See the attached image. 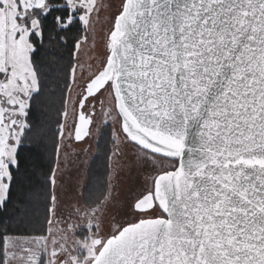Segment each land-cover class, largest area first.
Segmentation results:
<instances>
[{
    "label": "snow or ice",
    "instance_id": "snow-or-ice-1",
    "mask_svg": "<svg viewBox=\"0 0 264 264\" xmlns=\"http://www.w3.org/2000/svg\"><path fill=\"white\" fill-rule=\"evenodd\" d=\"M94 9L95 0H0V211L11 199L32 110L57 72L45 67V37L87 26ZM106 49L83 84L76 65L59 70L62 92L81 89L72 105L75 140L93 124L89 101L107 93L125 138L146 159L174 163L157 170L131 205L133 218L109 233L94 223L112 199L109 185L89 191V178L75 209L89 223L75 227L92 234L75 249L53 238L49 250L46 234L25 237L21 247L6 235L11 223L0 221V264H264V0H122Z\"/></svg>",
    "mask_w": 264,
    "mask_h": 264
},
{
    "label": "rangeland",
    "instance_id": "rangeland-1",
    "mask_svg": "<svg viewBox=\"0 0 264 264\" xmlns=\"http://www.w3.org/2000/svg\"><path fill=\"white\" fill-rule=\"evenodd\" d=\"M122 0H95V9L90 16V22L85 27V36L80 39V47L75 50V62L77 66L76 76L78 83L84 80L96 70L101 59L106 55L107 36L112 29L115 15L118 13ZM81 73L83 74L81 76ZM81 91L75 85L69 96L67 110V125L64 134L60 135L59 149L54 169H56V183L52 184L53 194L56 202L52 204L51 217L48 224L47 235L50 238L49 250L52 248L51 239L58 242L66 239L69 246L76 248V241L84 236L92 234L77 231L75 225L88 224L77 216L75 209L82 205L81 192L86 181L88 164L95 151V144L100 130L104 124L111 126L113 144L109 157V175L107 191L112 194V199L107 202L100 217L94 223L99 225V230L109 233L118 223L133 218L131 205L136 196L149 186L157 170L170 167L174 161L157 157L155 161L146 159L144 150L134 142L126 139L122 134L120 124L115 119V112L109 114L111 105L114 103L107 93L98 95L95 100L89 101L95 105L93 124L90 126L89 135L82 141L73 140V135H67L74 120L72 113L73 101L78 102L77 93ZM103 102V106L101 104ZM71 224L73 227L68 228ZM67 229V231H65ZM20 239L21 247L26 235H15Z\"/></svg>",
    "mask_w": 264,
    "mask_h": 264
},
{
    "label": "trees",
    "instance_id": "trees-1",
    "mask_svg": "<svg viewBox=\"0 0 264 264\" xmlns=\"http://www.w3.org/2000/svg\"><path fill=\"white\" fill-rule=\"evenodd\" d=\"M85 32V27L81 25L74 27L70 32L59 34L53 32L45 37V47L42 49L46 52V55L42 57L45 67L47 69V66L51 64L57 72L52 75L50 93L44 98L43 103L32 110L30 121L33 129L29 133V141L21 149L20 170L14 173L16 183L12 188L11 199L6 208L0 211V221L4 224L10 222L12 226V232L6 235H47L51 217L48 209L52 206L47 193L50 191L53 193L52 184L48 183V179L56 164L57 145L60 139V134L56 130L61 124L59 112L63 110L62 98L67 94L61 91L64 72L59 70L74 65V44L85 36ZM62 36L67 38L66 43L61 41ZM57 76L60 77L59 87L56 84ZM28 143H32L33 146L29 148ZM112 144L111 126L104 124L87 168L85 183H88L91 178L89 191L101 190V185L108 184ZM83 194H87L84 187L81 192L82 204L84 203ZM21 220L23 223L16 228V224ZM0 231H2V225H0ZM3 251V245L0 243V252Z\"/></svg>",
    "mask_w": 264,
    "mask_h": 264
},
{
    "label": "water",
    "instance_id": "water-1",
    "mask_svg": "<svg viewBox=\"0 0 264 264\" xmlns=\"http://www.w3.org/2000/svg\"><path fill=\"white\" fill-rule=\"evenodd\" d=\"M113 23H114V21H113ZM112 27H113V25H112ZM110 31H111V30H110ZM109 33H110V32H109ZM109 33H108V35H109ZM107 39H108V36H107ZM106 44H107V42H106ZM89 130H90V128H89ZM86 137H87V136H86ZM86 137H84L82 140H84ZM73 140L76 141L75 138H74V129H73ZM82 140H81V141H82ZM76 142H79V141H76ZM134 202H135V201H134Z\"/></svg>",
    "mask_w": 264,
    "mask_h": 264
}]
</instances>
